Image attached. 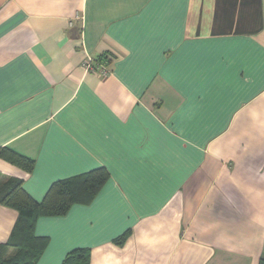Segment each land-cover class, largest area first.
I'll return each instance as SVG.
<instances>
[{"label":"crops","instance_id":"1","mask_svg":"<svg viewBox=\"0 0 264 264\" xmlns=\"http://www.w3.org/2000/svg\"><path fill=\"white\" fill-rule=\"evenodd\" d=\"M87 53L110 74L86 71ZM3 147L35 167L0 157V181L37 201L110 174L90 204L39 218L38 264L78 247L90 264H259L264 0H0ZM17 218L0 203V244Z\"/></svg>","mask_w":264,"mask_h":264},{"label":"trees","instance_id":"2","mask_svg":"<svg viewBox=\"0 0 264 264\" xmlns=\"http://www.w3.org/2000/svg\"><path fill=\"white\" fill-rule=\"evenodd\" d=\"M0 157L19 166L27 172L35 167L33 159L26 157L9 147L0 148ZM110 174L105 167H98L88 172L52 183L42 201L34 199L25 189L24 181L10 177L0 181V203L18 211V218L8 241L0 244V264H38L44 253L49 238L38 236L35 232L39 218L45 216H64L75 204H90L101 188L109 180ZM129 232L116 239L122 243ZM9 248L16 253L6 256ZM90 264L91 250L78 247L69 251L61 264ZM259 264H264V255Z\"/></svg>","mask_w":264,"mask_h":264},{"label":"built area","instance_id":"3","mask_svg":"<svg viewBox=\"0 0 264 264\" xmlns=\"http://www.w3.org/2000/svg\"><path fill=\"white\" fill-rule=\"evenodd\" d=\"M82 16L79 14L75 19H81ZM74 20L70 22L71 25H74ZM83 66L88 72H95L102 77H106L110 74L107 62H104L98 58L93 57L91 54L87 53L86 58L83 62Z\"/></svg>","mask_w":264,"mask_h":264},{"label":"snow or ice","instance_id":"4","mask_svg":"<svg viewBox=\"0 0 264 264\" xmlns=\"http://www.w3.org/2000/svg\"><path fill=\"white\" fill-rule=\"evenodd\" d=\"M64 264H68V261H67V260H65V261H64Z\"/></svg>","mask_w":264,"mask_h":264}]
</instances>
